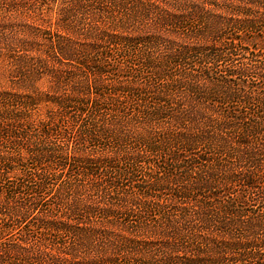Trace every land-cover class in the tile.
Segmentation results:
<instances>
[{"label":"trees","instance_id":"trees-1","mask_svg":"<svg viewBox=\"0 0 264 264\" xmlns=\"http://www.w3.org/2000/svg\"><path fill=\"white\" fill-rule=\"evenodd\" d=\"M0 264H264V0H0Z\"/></svg>","mask_w":264,"mask_h":264},{"label":"rangeland","instance_id":"rangeland-1","mask_svg":"<svg viewBox=\"0 0 264 264\" xmlns=\"http://www.w3.org/2000/svg\"><path fill=\"white\" fill-rule=\"evenodd\" d=\"M51 17H53V16H51ZM46 85H47V83L45 81H43L41 84V89H44L46 87ZM44 116H45L44 108H39L35 117H38L39 119H43Z\"/></svg>","mask_w":264,"mask_h":264}]
</instances>
